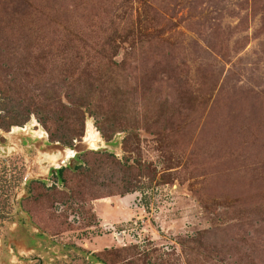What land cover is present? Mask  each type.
<instances>
[{
	"label": "rangeland",
	"instance_id": "obj_1",
	"mask_svg": "<svg viewBox=\"0 0 264 264\" xmlns=\"http://www.w3.org/2000/svg\"><path fill=\"white\" fill-rule=\"evenodd\" d=\"M98 260L264 264V0H0V264Z\"/></svg>",
	"mask_w": 264,
	"mask_h": 264
},
{
	"label": "bare ground",
	"instance_id": "obj_2",
	"mask_svg": "<svg viewBox=\"0 0 264 264\" xmlns=\"http://www.w3.org/2000/svg\"><path fill=\"white\" fill-rule=\"evenodd\" d=\"M90 132H91L90 136H91L93 148H96L97 147L96 145L99 142V134L95 133V132H92V131H90ZM44 159L49 164H54V163L57 164V162L59 161V157L58 156L54 157V156L44 155Z\"/></svg>",
	"mask_w": 264,
	"mask_h": 264
},
{
	"label": "trees",
	"instance_id": "obj_3",
	"mask_svg": "<svg viewBox=\"0 0 264 264\" xmlns=\"http://www.w3.org/2000/svg\"><path fill=\"white\" fill-rule=\"evenodd\" d=\"M64 173H65V169H60V170H55L54 173L52 175H54L57 179V183H64ZM97 262H99L100 264H103V261L98 260Z\"/></svg>",
	"mask_w": 264,
	"mask_h": 264
}]
</instances>
